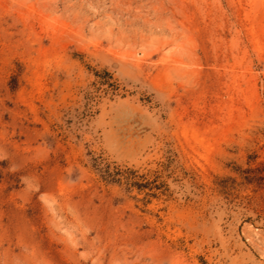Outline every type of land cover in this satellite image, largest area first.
Masks as SVG:
<instances>
[{"label":"rangeland","instance_id":"374dc122","mask_svg":"<svg viewBox=\"0 0 264 264\" xmlns=\"http://www.w3.org/2000/svg\"><path fill=\"white\" fill-rule=\"evenodd\" d=\"M0 264H264V0H0Z\"/></svg>","mask_w":264,"mask_h":264}]
</instances>
